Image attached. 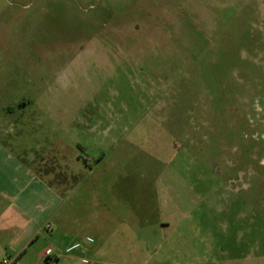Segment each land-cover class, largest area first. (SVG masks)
Masks as SVG:
<instances>
[{
    "label": "rangeland",
    "instance_id": "obj_1",
    "mask_svg": "<svg viewBox=\"0 0 264 264\" xmlns=\"http://www.w3.org/2000/svg\"><path fill=\"white\" fill-rule=\"evenodd\" d=\"M257 97L264 0H0V142L69 200L0 264H264Z\"/></svg>",
    "mask_w": 264,
    "mask_h": 264
},
{
    "label": "crops",
    "instance_id": "obj_2",
    "mask_svg": "<svg viewBox=\"0 0 264 264\" xmlns=\"http://www.w3.org/2000/svg\"><path fill=\"white\" fill-rule=\"evenodd\" d=\"M38 165L36 158L21 157L0 142V235L13 236L11 250L17 257L39 237L59 231L69 203L68 194L40 173ZM86 240L77 241L76 237L65 244L64 251L56 246L42 249L38 257L45 262L51 250L52 263L59 264L64 258L85 261L87 254H100L108 243L106 239ZM74 250L77 252L72 255Z\"/></svg>",
    "mask_w": 264,
    "mask_h": 264
},
{
    "label": "flooded vegetation",
    "instance_id": "obj_3",
    "mask_svg": "<svg viewBox=\"0 0 264 264\" xmlns=\"http://www.w3.org/2000/svg\"><path fill=\"white\" fill-rule=\"evenodd\" d=\"M260 105L262 107L261 112L257 110V106ZM251 107L252 108V113L250 114V120H252L253 127H254V133L252 136L254 137H260L261 139L264 138V97H257L253 98L251 100ZM264 157L259 161V164H262V160ZM264 165V164H263Z\"/></svg>",
    "mask_w": 264,
    "mask_h": 264
},
{
    "label": "built area",
    "instance_id": "obj_4",
    "mask_svg": "<svg viewBox=\"0 0 264 264\" xmlns=\"http://www.w3.org/2000/svg\"><path fill=\"white\" fill-rule=\"evenodd\" d=\"M257 110L259 111V113L261 112V109H262V107H260V105H258L257 106ZM250 122H252V120H250ZM255 137V136H254ZM263 140H264V138H263ZM262 164H264V159L262 160ZM51 254V250H48V252H47V255L49 256Z\"/></svg>",
    "mask_w": 264,
    "mask_h": 264
},
{
    "label": "trees",
    "instance_id": "obj_5",
    "mask_svg": "<svg viewBox=\"0 0 264 264\" xmlns=\"http://www.w3.org/2000/svg\"><path fill=\"white\" fill-rule=\"evenodd\" d=\"M51 261H52L51 257L48 256V257L45 259V264H55V263H52Z\"/></svg>",
    "mask_w": 264,
    "mask_h": 264
}]
</instances>
